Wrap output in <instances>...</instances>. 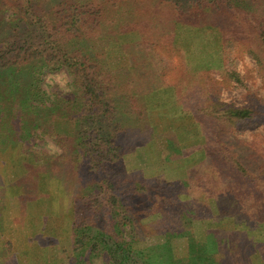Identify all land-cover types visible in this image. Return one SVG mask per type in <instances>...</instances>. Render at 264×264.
Wrapping results in <instances>:
<instances>
[{
  "label": "trees",
  "instance_id": "16d2710c",
  "mask_svg": "<svg viewBox=\"0 0 264 264\" xmlns=\"http://www.w3.org/2000/svg\"><path fill=\"white\" fill-rule=\"evenodd\" d=\"M90 1L0 0V135L5 140H0V166L14 163L20 171L9 184L18 188L16 200L33 203L43 198V187L50 182L64 180L74 188L68 235L73 256L59 255L72 264H264V237L252 240L250 228L204 230L193 225L195 220L238 217L236 221L242 219L250 227L262 225L264 236V145L258 152L259 146L246 144L247 157L257 160L248 166L232 140L238 129L258 126L264 109L215 95L210 82L216 79L202 77L206 73L176 77L177 68L184 69L183 51L164 43L165 36L154 37L153 28L162 23H135L110 32L116 40L133 30L141 36L122 44L129 68L105 67L93 56V47L101 41L95 33L106 16ZM128 1L138 0H115L114 8L123 13ZM151 2L169 6L176 13L169 20L175 26L184 25L180 21L185 17L213 11L239 22L240 33L247 32L257 46H249L248 52L264 77V0ZM172 34L174 41L175 30ZM81 43L88 51L77 48ZM147 50L153 52L159 71L153 70L152 57L140 58ZM227 61L219 60V67L205 71H223L226 78L243 84L237 71L223 65ZM61 70L70 77L67 89L45 81L47 73ZM167 86L174 87L176 103L161 108L162 99H154L152 92ZM182 114L192 117L201 142L194 129L177 133L186 125ZM183 133L187 137L181 141ZM45 137L53 140L55 150L40 147ZM152 147L160 153L161 160L154 159L157 165L184 176L158 184L144 173L129 174L125 154L138 148L149 154ZM147 187L156 197L143 193ZM135 194L151 202L153 213L164 216L142 223L141 218L152 213L144 210L140 218L132 213ZM218 197L231 206H219L215 215L209 202ZM17 252L8 241L0 247V264H14Z\"/></svg>",
  "mask_w": 264,
  "mask_h": 264
},
{
  "label": "rangeland",
  "instance_id": "374dc122",
  "mask_svg": "<svg viewBox=\"0 0 264 264\" xmlns=\"http://www.w3.org/2000/svg\"><path fill=\"white\" fill-rule=\"evenodd\" d=\"M114 1L115 0H91V4H89L90 6L93 5V8H97L106 16V21L102 23L101 30H99V33H95L100 35L99 39L101 41L98 42L95 48L93 47V56L97 59L99 58L105 67L111 69L129 68L131 64L130 57L123 51L124 47L122 44L134 42L141 36L139 30H133L132 32L120 34L119 39L116 40L114 33L112 34L110 32L132 26L135 23H162V26L154 27V30L151 28L149 29L152 30L154 37L158 38L159 36H165L167 40L163 41L167 42L164 43L171 42L173 49H182L185 65L184 69H182L183 67L177 68L179 71L176 77L191 78L194 76L193 73L201 74V76L206 73L207 75L202 77L216 79L210 82V90L215 95L229 102L233 101L240 105L252 106L258 111L264 109L263 69L254 59L253 55L248 52L249 46L253 49H256L257 46L249 38L250 36L247 35V32L240 33V28L237 26L239 22L232 20L231 17L227 15L213 11L212 13H204V16L201 15L199 18L196 16L185 17L180 21V23L184 25L179 24L175 26V24L172 25V22H169V20L176 17V13L172 12L169 6L157 5V3L151 2V0H148V2L143 0H138L137 2L128 1L123 4L122 13V10L118 9V7L114 8ZM117 15L121 17H117ZM120 24L123 25H121V28L119 26ZM173 30H175V34L177 35V39L174 41L172 39L170 40L173 36ZM244 40L246 43H244ZM105 41L109 42V44L103 48L101 44ZM226 42H228V45H225ZM77 48L83 51H88L89 49V47L83 43ZM256 52H260V50L257 48ZM153 55V52H148L147 50L146 53L144 52L141 54V57L137 55L136 58L152 57L153 62L150 64L153 66V70L159 71L160 66ZM219 60H229L226 63L223 62V65L225 66L227 64L228 68L237 71L242 77L243 84H238L226 78V73L224 75L223 71L221 74L218 73L220 70H213L216 73L212 74H208L210 72L205 71L207 69L209 70L211 66L215 68L219 67ZM171 77H174V74H172ZM45 81L47 84L52 82L59 83L63 88L67 89L70 77L66 71L61 70L56 73H47L45 75ZM152 94L155 96L154 99H162L158 103L161 108L167 105H171L172 107L176 103V92L173 86L160 88V90L152 92ZM181 110L180 108V112ZM165 112L168 113V110L165 109ZM165 115L169 118L167 114ZM260 117L261 123L258 126L253 128L248 126L242 127L238 129L235 134L233 133L234 136H232L235 149L243 154L240 160L248 164V166H250L251 163L255 164L257 160L247 157L246 144L250 142L259 146L258 152H262V146L264 145V111ZM183 119L186 125L183 128H178L177 133H187L191 129H194V131L198 133L197 135L201 142L202 135L198 126L193 123L192 117L186 114L183 115ZM165 122H167L166 118ZM186 133L181 135V141L186 139ZM1 139L4 140L0 135V140ZM39 145L42 149L47 151H53L57 148L53 140L49 137H45L43 140L39 141ZM148 152L138 148L135 152L125 154L123 163L124 167L128 169L129 174H138V172L144 173L158 180V184L164 182L172 183V181L184 176L180 171L172 172L173 167L163 168L155 163L156 159L159 161L161 160L157 147H152V151L149 154ZM5 155L9 160V152H6ZM13 161H15L14 158ZM259 161H262L260 157ZM5 170L9 171L10 174L5 175ZM19 174L20 171L14 167V163L13 166L10 164L0 166V247L6 245V243L10 241L13 247L17 248L19 252L15 254V257H17L14 264H72V259L70 261V259L59 258V255L65 252L67 255L73 256L68 235L71 231V208L74 188L70 187L64 180L55 181L54 183L50 182L45 188L43 187V192L45 193L43 198L33 203H23L21 200H16V197L20 194L18 193V188L15 187V185H9L10 181ZM129 180L133 182L134 178L129 177ZM149 187L142 189L143 193L154 198L155 191L149 189ZM130 189L135 190L134 186H131ZM174 199L176 200L177 197ZM131 200L133 201L131 211L133 214L135 213L139 216V218L140 212L143 211L144 213V210L147 213H152V215L148 217L145 215L141 218L144 224L151 223L150 220L164 216L163 212V214L159 212L153 213V205H151V202L148 203V201H146L147 198L139 197L135 194ZM209 204L212 212H215V215L218 214L217 209L219 206H231V204L227 203L225 197H218L214 200L210 199ZM169 207L170 205L166 203L165 208ZM82 211L84 214L88 215L87 207H83ZM237 219L239 218L232 217L231 219L223 218L207 221L195 220L193 225L194 228L204 230L211 228L232 230L239 226L243 229L250 228L247 231L252 240H263L264 236L261 232L262 225L250 227L247 222L242 221V219L236 221ZM48 238L51 239V241H49ZM148 243L150 244V242ZM1 255L4 254L0 253V256Z\"/></svg>",
  "mask_w": 264,
  "mask_h": 264
}]
</instances>
